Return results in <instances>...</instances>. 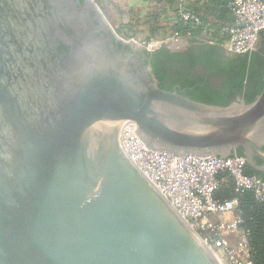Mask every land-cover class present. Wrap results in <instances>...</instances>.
<instances>
[{
    "label": "water",
    "instance_id": "obj_1",
    "mask_svg": "<svg viewBox=\"0 0 264 264\" xmlns=\"http://www.w3.org/2000/svg\"><path fill=\"white\" fill-rule=\"evenodd\" d=\"M145 51L93 0H0V264H222L123 130L176 156L242 147L264 171V87L196 100L162 88Z\"/></svg>",
    "mask_w": 264,
    "mask_h": 264
},
{
    "label": "built area",
    "instance_id": "obj_2",
    "mask_svg": "<svg viewBox=\"0 0 264 264\" xmlns=\"http://www.w3.org/2000/svg\"><path fill=\"white\" fill-rule=\"evenodd\" d=\"M179 9L171 16L173 22L199 28L197 38L211 44L219 43L233 54H245L256 49L260 34L264 31V0H228L233 21L216 26L201 15L186 7L188 2L180 0ZM186 5V6H185ZM187 40L174 34L165 42ZM149 48V47H148ZM123 146L131 159L171 201V203L199 230L205 241L233 264H253L248 248V239L243 231L239 243L244 256L229 243V235L240 230L239 200L237 197L219 199L215 191L222 180L220 173L232 176L237 192L252 190L259 201H264V180L246 173L248 159L244 156H176L149 148L138 135L134 124L123 130ZM233 214L230 220L226 214Z\"/></svg>",
    "mask_w": 264,
    "mask_h": 264
},
{
    "label": "trees",
    "instance_id": "obj_3",
    "mask_svg": "<svg viewBox=\"0 0 264 264\" xmlns=\"http://www.w3.org/2000/svg\"><path fill=\"white\" fill-rule=\"evenodd\" d=\"M152 1L156 3L152 8V16H165L169 20L173 35L178 34L189 38L192 43H197L196 46L175 49L163 45L147 53L146 63L151 64L162 88L173 90L179 84L185 95L221 105L230 104L238 97L246 102L256 98L264 87V31L260 34L263 47L245 54H229L222 46L221 39L216 44L208 43L197 38L199 28L173 22L171 13L175 0ZM186 1V7L216 26L233 21L227 7L228 0H204L195 3ZM237 155L245 157L242 147L238 148ZM257 162L262 163L258 158ZM246 173L264 180V171L249 163ZM218 178L222 183L215 191V197L238 198V210L242 220L239 227L246 233L251 261L253 264H264V201L257 200L252 190L237 192L234 180L228 173H220Z\"/></svg>",
    "mask_w": 264,
    "mask_h": 264
},
{
    "label": "rangeland",
    "instance_id": "obj_4",
    "mask_svg": "<svg viewBox=\"0 0 264 264\" xmlns=\"http://www.w3.org/2000/svg\"><path fill=\"white\" fill-rule=\"evenodd\" d=\"M93 1L102 11L115 32L124 40L133 39L138 44L149 47L148 50H155L168 44L165 40L173 35L169 28V20L165 16H152V8L156 5L152 0ZM179 41L181 40L175 39L174 43L176 44L174 45H177L176 47L186 45ZM241 239L242 232L240 230L229 235L230 245L236 248V251L242 257L244 256V251L241 250L239 245ZM212 249L216 252L222 264H233L226 254L221 253L214 247Z\"/></svg>",
    "mask_w": 264,
    "mask_h": 264
},
{
    "label": "flooded vegetation",
    "instance_id": "obj_5",
    "mask_svg": "<svg viewBox=\"0 0 264 264\" xmlns=\"http://www.w3.org/2000/svg\"><path fill=\"white\" fill-rule=\"evenodd\" d=\"M75 1H78L80 4H85L86 3V0H75ZM93 13V15H95L94 13L95 12H92ZM103 33V32H102ZM196 44L197 43H192L191 41H189L188 43H186V45H184V46H180V47H169V48H172V49H175V48H186V47H191L192 45H194V46H196ZM262 44H263V42H262V40H260L259 39V42H258V45H257V48H259L260 46L261 47H263L262 46ZM62 48H65V49H67L65 46H62ZM149 51H145L144 53H145V55L144 56H142V58H143V60H147V53H148ZM229 54H233V53H231V52H229V51H227ZM141 59V58H140ZM174 89H177L178 91H180V92H183L184 91V89H182V87H181V85H179V84H176L175 86H174Z\"/></svg>",
    "mask_w": 264,
    "mask_h": 264
},
{
    "label": "crops",
    "instance_id": "obj_6",
    "mask_svg": "<svg viewBox=\"0 0 264 264\" xmlns=\"http://www.w3.org/2000/svg\"><path fill=\"white\" fill-rule=\"evenodd\" d=\"M175 1H177V0H175ZM175 1H174V2H175ZM184 1H186V0H184ZM189 1H192L193 3H195V2H197V1H199V2H203L204 0H189ZM199 9H200V8H199ZM176 11H177V10H174V9H173V13L176 12ZM199 11H201V9H200ZM200 13L203 14L202 11H201ZM199 15H200V14H199ZM187 40H189V38H188ZM231 216L233 217V214H231V213H230V214H227V215L225 216V219H226V220H227V219L230 220L229 218H230ZM232 217H231V218H232ZM240 231L242 232V235H243V231H242L241 229H240Z\"/></svg>",
    "mask_w": 264,
    "mask_h": 264
}]
</instances>
